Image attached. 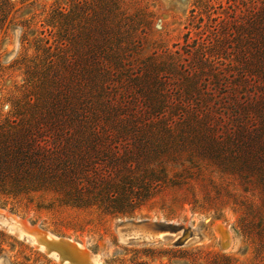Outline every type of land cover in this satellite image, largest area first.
Segmentation results:
<instances>
[{
    "label": "rangeland",
    "instance_id": "374dc122",
    "mask_svg": "<svg viewBox=\"0 0 264 264\" xmlns=\"http://www.w3.org/2000/svg\"><path fill=\"white\" fill-rule=\"evenodd\" d=\"M22 120L40 139L126 124L99 148L173 184L123 216L52 193L6 214L100 264H264V0H0V135ZM151 229L180 237L122 242ZM0 262L58 264L1 228Z\"/></svg>",
    "mask_w": 264,
    "mask_h": 264
},
{
    "label": "trees",
    "instance_id": "16d2710c",
    "mask_svg": "<svg viewBox=\"0 0 264 264\" xmlns=\"http://www.w3.org/2000/svg\"><path fill=\"white\" fill-rule=\"evenodd\" d=\"M23 122L13 127L14 135H0V197L32 200L34 194L52 193L49 209L57 202L72 209H96L103 216H123L172 183L164 173H131L138 170V159L119 158L99 148L109 136L126 134V124L80 125L75 135L58 127L57 138L40 139L42 131L33 133ZM118 162L127 173L113 167Z\"/></svg>",
    "mask_w": 264,
    "mask_h": 264
},
{
    "label": "bare ground",
    "instance_id": "6f19581e",
    "mask_svg": "<svg viewBox=\"0 0 264 264\" xmlns=\"http://www.w3.org/2000/svg\"><path fill=\"white\" fill-rule=\"evenodd\" d=\"M129 225H131V224L126 223V224H120L117 227V230L120 233V235H122V236L124 235V234H121V232H122L123 229L127 228V226H129ZM27 226H28L27 223H22V221H20L19 218L15 217V216H13L11 214L8 215V214H6L5 211H3L2 209H0V228L1 229H4L5 228L4 230H6L7 232H9L10 234H13V235L16 234L15 232H17V234H18L17 236H19V237L22 238L23 237V233H22L23 231L20 230V229H21V227L23 228V227H27ZM136 226H138L140 229H143V230L147 228V227L142 226V225H136ZM151 230H153V229H151ZM147 232H148V229H147ZM152 232H155V235L153 233H152L153 236H146L144 234L145 236L143 235L141 237H136V238L133 237L131 239H122V242L123 243H128V242H131V241L136 242V241H142V240L143 241H148V242H153V241L168 242L169 240L166 238L168 236V237L171 238L170 243H174L180 237L179 236L180 235V232L168 233V232L156 231V230H153ZM48 237H49V234L47 233L46 236H45V238H48ZM196 238H197V235L194 232V234L192 235V239L195 240ZM24 241H26L27 243L29 242V244L31 246H33V247L36 246V245H34V241L31 238H29V237H26V239ZM70 241H72V240H70ZM190 241H191V238L189 240H187L186 242H190ZM72 247L75 248V249H80V250H83L84 249L83 246L81 244H79V243H76V244L74 243V245H72ZM39 249H41V247H39ZM83 256H84V260L82 259ZM83 256L80 255V257L78 256L75 259L77 261L83 262L84 264H100V262H99V256L90 253L89 250H86L85 253L83 254ZM50 257L54 259V257H52V256H50ZM0 264H1V262H0ZM58 264H66V263L64 262V263H58Z\"/></svg>",
    "mask_w": 264,
    "mask_h": 264
},
{
    "label": "water",
    "instance_id": "95a60500",
    "mask_svg": "<svg viewBox=\"0 0 264 264\" xmlns=\"http://www.w3.org/2000/svg\"><path fill=\"white\" fill-rule=\"evenodd\" d=\"M27 227H21L20 230L23 232L22 239H26V237L31 238L34 241L35 247L44 251L47 255L54 257L58 263H66V264H84L81 261H77L75 258L78 256H83L82 250L75 249L72 247L74 243L77 242L70 241L68 238L58 237L42 229L38 228L36 225H31L27 223ZM5 229V228H4ZM18 235L17 232H15ZM49 234L48 238H45L46 234ZM31 241V240H30ZM29 243V242H28ZM84 260V256L82 257Z\"/></svg>",
    "mask_w": 264,
    "mask_h": 264
}]
</instances>
